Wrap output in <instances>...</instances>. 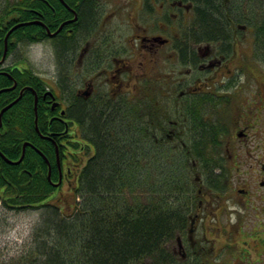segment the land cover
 Wrapping results in <instances>:
<instances>
[{
    "label": "trees",
    "instance_id": "1",
    "mask_svg": "<svg viewBox=\"0 0 264 264\" xmlns=\"http://www.w3.org/2000/svg\"><path fill=\"white\" fill-rule=\"evenodd\" d=\"M50 1L58 23L71 16L60 1ZM65 1L74 6L73 0ZM182 1L192 2L193 20L190 26L182 28L180 35L195 42H221L218 47L221 52L232 47L233 36L246 28L252 31L255 59L264 63V0ZM42 4L41 0H15L0 10V56L9 28L22 21H43L42 16H35L32 11H40ZM88 11L86 8L81 11L80 26L87 23ZM57 25L49 24L52 29ZM45 36L40 24L18 26L8 37L7 51L12 52L18 42H39ZM68 37L72 39L64 36L54 44L59 67L73 51ZM13 73L18 80L17 87L0 93V107L15 99L16 89L23 83L35 85L40 80L27 68ZM25 75L28 77L21 80ZM11 83L7 76L0 74V89ZM25 94L3 114L0 151L16 160L21 155L23 142L31 145L26 146L17 164L7 163L0 156V198L7 207L50 204L56 187L47 178L45 159L32 145L50 161V176L55 181L58 179L56 143L59 157L66 158L71 165L67 172L74 181L75 200L70 211H60L52 205L51 215L33 230L37 258L27 260L24 256L3 264H204L179 263L168 245L178 234L185 233L190 208L196 205L197 197L206 190L216 196L224 188V176L215 170L227 162L218 145L222 137L218 126L226 131V124L197 120L206 115L205 110L209 112L203 101L192 102L191 119L183 120L188 133L186 141L190 139L188 147L193 148L186 154L177 152L161 134L156 136L151 125L141 127L136 93L116 115H96L82 106L81 140H67L65 132L60 137L64 127L56 123L43 125L38 120L40 132H37L33 98L30 91ZM72 115L70 108L68 116ZM63 140L69 143V148ZM194 149L198 152L193 153ZM67 150L70 158L66 157ZM200 180L206 182L203 187Z\"/></svg>",
    "mask_w": 264,
    "mask_h": 264
},
{
    "label": "flooded vegetation",
    "instance_id": "2",
    "mask_svg": "<svg viewBox=\"0 0 264 264\" xmlns=\"http://www.w3.org/2000/svg\"><path fill=\"white\" fill-rule=\"evenodd\" d=\"M42 7L40 11L32 9L35 16L40 15L43 17V26L46 36L41 42L51 43L54 48V44L58 43L64 36H73V51L70 53V58L68 59L69 66H78L81 61V65L89 68L90 74H92L91 79H86L82 84L80 80L78 82L72 83L71 95H64V92L69 85L62 83L61 74L56 76L57 86L50 83L46 78H40L35 85L28 84L25 80L23 85L16 89L15 97L19 96V99L23 97L26 91H30L33 98V105L35 98L37 99L36 104V116L41 124L45 125L48 123H56L57 125H63L64 130L60 133L62 137L68 134V130H74V134L81 139V133L83 131L80 118V111L83 107L87 106L96 115L108 113L112 115L118 114L127 105V95L128 88L125 86L123 76H127L129 67L127 60L118 57L116 55H121L126 53L127 47L122 43H118L114 40L115 34L107 41L106 35L99 36V32L103 31L101 28L96 29V25L101 18V8L103 4L100 0H73L74 6L68 9L71 12V16L66 19L57 22L55 7L50 0H41ZM55 1V0H54ZM62 3L61 0H58ZM166 2L169 6H165ZM109 7L113 9V14L107 19V22L113 16H117L118 12H124V19L129 21L131 24L132 34L130 35L128 41L130 43H135L136 51V63L135 70L133 71L131 67V73L134 72L133 78L135 79L134 90L137 94V117L138 121L143 125H151L154 134L158 136L167 138L170 143L175 147V150L179 153L190 154L192 147H188L190 144V139L186 141V125H184L183 120L191 119V104L192 102H204V107L209 108L205 110L203 118H197V120H203L204 122H211L215 124H226V131L224 127L218 126L222 137L219 139L218 145L220 146L219 151L223 157L227 156V162L232 167V164L242 165L243 156L249 155L251 150L250 145L246 142L249 138L254 136V132L263 133L264 126L257 129L256 127L259 122L254 121V117L251 116L253 112L252 109L250 113L246 110L245 113H249L248 119L240 117V115L235 116L233 114L232 105L236 108H244L245 103L249 101L244 91L242 92V87L238 84L232 88L233 83L236 84L237 81V70L239 73L247 77L251 74V60L250 54L242 50L243 48L251 50V42L246 39L245 41H238L235 39V44L233 46V52L231 51V46L229 49L221 52L218 49L219 45L215 48L221 54V58L215 60L214 63L209 62L206 65L200 63L198 60V53L195 50L194 45L196 43L190 38H185L183 35H176L175 32H168L167 25L171 22L170 15L163 12L164 10H190L192 4L188 1L182 0H111L109 2ZM63 4V3H62ZM64 5V4H63ZM89 9L88 11V21L87 27L80 26V13L83 9ZM162 13V25H159V15ZM73 16L77 19L74 22H66L58 33L50 34L47 32L46 28L52 33L60 25L61 22L67 21ZM105 17V16H104ZM103 17V18H104ZM172 19H175V14L172 15ZM105 19V18H104ZM50 25L55 26L54 29L50 28ZM83 25V24H82ZM163 26V33L160 29ZM83 29L88 32V36L92 38L100 37L102 38L99 44L96 41L93 42L92 46H84L83 52L79 50V37L78 34L81 33L79 30ZM75 36V37H74ZM87 36V37H88ZM89 41V40H88ZM127 41V39H126ZM127 41V42H128ZM23 42H18V44ZM110 43L109 49L106 48L107 44ZM106 45V46H105ZM104 46V48L102 47ZM235 46L238 52L237 56H234ZM17 47V45H16ZM112 51H111V50ZM54 51L55 48H54ZM78 52V55H77ZM12 52H8L3 60L0 56V74L7 76L11 80V85L15 86L11 89H15L18 84V80L13 73L14 70L24 69L25 66L14 64L13 62H8L7 58ZM77 55V56H76ZM247 56V57H243ZM194 57V58H193ZM212 63V64H211ZM246 64V65H245ZM186 66L185 74L188 77L176 79V75L173 76L171 73H162L165 66L168 67V71H172L174 74L176 72V67ZM76 66V67H77ZM234 67V70L231 69ZM72 67V68H73ZM203 68H207L212 72L210 77L205 76L201 78V75L197 72ZM220 78H213L215 75H219ZM195 75V77H193ZM28 75L23 76L26 79ZM78 77V76H77ZM221 77L230 78L228 83L222 82ZM198 81L193 84L192 81ZM82 80V79H81ZM83 81V80H82ZM99 82L101 84H99ZM10 86V85H9ZM101 86V87H100ZM102 86H105L102 90ZM7 88V87H6ZM231 88L230 91L228 89ZM6 89V90H11ZM4 90V91H6ZM3 92V91H2ZM15 92V91H14ZM26 95V94H25ZM226 97L228 99H226ZM39 105V107H38ZM5 106V105H4ZM83 106V107H82ZM3 106L0 107V128L2 126V117L4 112H1ZM72 109V117L68 116V110ZM188 109V110H186ZM33 113L35 117V111L33 108ZM218 113V115H217ZM152 117V118H151ZM258 120L261 117H257ZM158 123H162L163 126H158ZM37 131V130H36ZM38 132V131H37ZM148 133V131H146ZM65 145V144H64ZM253 152H258L264 154V141H258L254 144ZM193 153L198 152L196 149L192 151ZM226 155V156H225ZM67 158H70L66 154ZM254 161V159H252ZM232 164H231V163ZM65 164V165H64ZM64 165V166H63ZM263 165V163H262ZM55 166L57 169L58 179L60 178L61 183L69 182L71 177L69 172H67L71 165L68 163L66 158L58 162L56 157ZM220 170H215V173L224 176L228 174V170L222 166H219ZM236 168V166H233ZM259 166L258 162L255 161L250 163L249 168L243 173L238 174L237 178L234 179L233 176L230 178H225L224 185L234 187L235 193L238 194V198L228 197L224 199L221 193L215 196L210 190H206L201 195L200 200L196 206V210L193 214L189 215L190 222L186 233L179 236L178 241V253H180L183 259L186 258L185 263H231L237 259L248 260L250 258V246L244 242L243 239L236 245L238 249H234V245L231 246L229 243H225L221 246L216 247L215 256L217 257L216 262L213 260L214 255L213 248L214 245L211 244L209 247L202 245V241L205 239L210 241L207 234L217 232H222L226 227L223 225V221L220 218L222 216L221 211L223 207L220 202L215 205V209L219 210V215L209 214V209L211 208L212 199H224V201L231 198L235 204L238 206L243 205L246 207L249 203L256 202V200L263 201L261 206H264V178L257 179V174L259 177L264 175V170L257 169ZM232 169V168H231ZM198 178L196 177V180ZM202 187L204 186L203 180H200ZM263 183V184H261ZM223 191V190H222ZM205 199V203H204ZM208 204V205H205ZM253 209H260L259 206H254ZM237 213V212H236ZM264 215L263 212L256 213L254 216L259 218ZM223 217V216H222ZM211 218L213 223L207 225V221L203 222L204 219ZM239 218L235 219V223H228L229 230L227 239L235 238V229L231 230V226L238 222ZM200 226L203 232V238L199 240L195 239L193 233L198 230ZM264 229V225L262 227ZM255 239L259 241L258 245L263 246L264 253V236H255ZM206 247V248H205ZM261 255L259 252L258 256ZM200 258L199 261L197 259Z\"/></svg>",
    "mask_w": 264,
    "mask_h": 264
},
{
    "label": "rangeland",
    "instance_id": "3",
    "mask_svg": "<svg viewBox=\"0 0 264 264\" xmlns=\"http://www.w3.org/2000/svg\"><path fill=\"white\" fill-rule=\"evenodd\" d=\"M15 0H0V10L5 6L9 5V3L14 2ZM116 1V0H114ZM111 0H100V3L103 4V7L101 8L100 14L101 18L99 22L96 25V29L101 28L103 31L99 32V36L101 35H106L107 36V41L112 37L113 34H115L114 40H116L118 43L124 44L125 47H127V51L124 54L121 55H116L118 57H122L127 60L128 65L131 63V67L133 71L135 70V63H136V49H135V43H130V40L128 41L130 35L132 34L131 30V24L129 21L124 19V12L123 10L118 12L117 16H113L109 21L107 22V19L113 14V9L109 7ZM165 6H169V4L166 2L164 4ZM163 12L167 13L170 15V23L167 25V31L168 32H175L178 33V20H180L181 25H187L189 23V26L192 23L193 20V14L191 10H164ZM175 14V19H172V15ZM105 16V17H104ZM105 19H104V18ZM162 13L159 15V25H162ZM241 26V25H239ZM84 27V26H83ZM85 27H87V23H85ZM160 29L161 33H163V26ZM240 29V28H239ZM81 33L78 34L79 37V51L82 53L84 46L88 45L92 46L93 42L96 41V44H99L100 40L102 38L96 37L92 38L91 36H88V32L83 29L79 30ZM88 36V37H87ZM233 37L236 38L238 41H245L246 39H250V41H253V35L252 31L248 30L246 28H243L242 30L240 29L239 32H237ZM127 39V41H126ZM89 40V41H88ZM103 40V39H102ZM113 40V38H111ZM86 44V45H85ZM221 44V42H206L203 41L202 43H194L196 52L198 53L199 62L203 63L205 65L204 68H206V65L209 62L214 63L215 60L221 58V54L216 49L215 47ZM51 43H48L46 41L44 42H35V43H30V44H17V47L12 51L11 55L9 58H7L8 62H15L14 64H19L22 66H25V68H30L32 72L40 75L41 77L46 78L50 83L53 85H57V80L56 76L59 74H62L64 70V73L61 77V81L63 84L67 86L64 95H71L72 90L74 91L75 88L72 89V83L78 82L80 80V84L86 81V79H91L92 74L89 72V68L85 67L84 65H81V61L79 62V65L73 67L72 65L69 67V70L64 69V65H68V61L64 59L65 63H62V66H58L59 61L56 58V53L54 51V48L51 46ZM110 43L107 44L106 48L109 49ZM87 47V46H86ZM104 48V46H102ZM111 50V49H110ZM112 51V50H111ZM78 55V52H77ZM76 55V56H77ZM252 59L255 62V71L251 74H249L250 77L243 76V74L239 73L237 70V81L236 84L233 83L232 88L235 85H239L242 87V92L246 93L247 97L252 101L253 99L255 101H248L245 103L244 108H236L234 104L232 105L233 107V114L235 116L240 115V117H243L245 119L250 118L249 113H250V105L252 107V110L256 109L257 114H259L262 119L264 120V63H260V61L255 59V56L252 54ZM63 62V60L61 59ZM211 63V64H212ZM65 65V67H66ZM70 65V64H69ZM77 66V67H76ZM73 67V68H72ZM131 67H129V70L127 72V76H123V79L125 82V86L128 88L129 95L133 99L135 96L134 94L136 93L134 89L135 86V79L133 78V73H131ZM67 68V67H66ZM185 69L186 66L180 67L177 65L176 67V72L178 74H174L172 71H168V67L165 66L163 69L162 73H171L173 76L176 75V79L179 81L180 79H183L185 77H188L185 74ZM231 69L234 70V67L231 66ZM213 71H210L208 68L207 70H203L201 68L199 73L201 75V78H204L205 76L210 77L212 75ZM58 73V75H57ZM78 76V77H77ZM195 77V75H193ZM213 78H220L219 75H215ZM83 81H82V80ZM222 82L228 83L230 78H225L221 77ZM193 84H196L198 81L194 79L192 81ZM99 84H101L99 82ZM101 87V86H100ZM105 86H102V88ZM103 88L102 90H104ZM231 88L228 89L230 91ZM226 99H228L226 97ZM263 108V109H262ZM262 109V110H261ZM246 110H248L247 113ZM259 112V113H258ZM218 115V113H217ZM252 116H255V112L251 113ZM254 121H256V118H254ZM263 126L261 125L259 128H262ZM263 133L259 132H254V136L252 138H249L246 142L249 143L250 147L249 149L251 150V153L249 155L243 156V161L242 165L238 164H232V166H236V169L234 168L231 170V172H228V175L233 176L234 179L237 178L238 174L243 173V171H246L247 168H249L250 163L255 161L258 162L259 166L264 163V154H260L258 152H253V148H255L254 144H257L258 141H264V130H262ZM254 159V161L252 160ZM230 167V165H228ZM233 168V167H232ZM78 170V169H77ZM238 174H237V173ZM228 176V178H230ZM264 178V175L259 177L257 174V179ZM74 184V181L72 182H64L63 185L58 189L57 191L54 192L53 196L50 198L49 203L47 206L43 205L42 207H31V206H26V207H7L6 205L3 204L1 198H0V264L3 263H10L12 261H15L16 259L20 257H24L29 260L32 259L34 260L37 258L36 252L34 251L35 246V238L33 234V230L35 229L36 226H40L39 223H41L42 220L47 219V215H51V212L53 211V206L55 205L60 209V211H63L62 209H65L67 211H70L71 209L69 208L70 206L74 205V190L72 191V185ZM221 196L224 197V199L228 197H235L238 198V194L235 193L234 187L232 186H227L226 188L224 187V190L221 191ZM224 199H212V204L211 208L209 211V214H217L219 215V210L215 209V205L220 202L223 210L221 211L222 216L220 218L223 221V225L226 227L225 230H222V232H217L214 235L212 233H208V236L210 238V241L203 240L201 243L202 245H205L206 247H209V245L213 244L214 245V252H216V247L223 245L225 243H229L234 245V249H238L236 245L243 239L245 238V241L247 245L250 246V258L248 260H242L239 259V261H232L231 263H204V264H264V253L259 256V252H263V249L261 246L258 245L259 241L255 239V233H260L261 236L264 234L262 231H257L258 227L261 225H264V217L263 219H258L255 218V210L253 209L252 206H247V208H244L243 205L238 206L237 204L234 203V201L229 198L228 200L224 201ZM263 201L261 200H256L254 205H257L260 207L258 209L259 212L264 213V206H260ZM208 205V204H205ZM235 211H239L240 220L236 224H233L231 226V230L235 229V238L233 237L231 241L227 239L228 236V228L229 224L228 223H235V219L237 218L238 213ZM235 212V213H234ZM207 221V225L209 223H213V220L211 218H206L204 219L203 222ZM242 221V222H241ZM261 222V224H260ZM248 233V234H247ZM193 235L195 236L194 238L199 240L201 237L203 238V232L200 228L198 227V230H196ZM42 238L45 239V236ZM252 239V240H251ZM255 239V240H254ZM49 239L47 238V241ZM177 241H171L168 243L170 245V249L172 252L176 255L179 256L178 253V243ZM239 245V244H238ZM205 247V248H206ZM181 257V256H180ZM32 263V262H30Z\"/></svg>",
    "mask_w": 264,
    "mask_h": 264
},
{
    "label": "water",
    "instance_id": "4",
    "mask_svg": "<svg viewBox=\"0 0 264 264\" xmlns=\"http://www.w3.org/2000/svg\"><path fill=\"white\" fill-rule=\"evenodd\" d=\"M75 19H76V16L73 17L70 21H73V20H75ZM24 23H39V24H42L40 21H36V20H34V21H28V22H22V23H18V24H16V25L13 26V27L7 32V34L5 35V38H4V43H5V45H6V43H7V37H8V35H9V33H10L15 27H17V26H19V25H21V24H24ZM62 26H63V24H61L55 32L59 31V30L61 29ZM47 31L49 32V30H47ZM5 52H6V51H4V55H5ZM4 55H3V57H4ZM16 100H17V99H15V100H13L11 103L7 104V105L1 110V112L4 111L6 108L10 107L14 102H16ZM35 103H36V99H35ZM25 144H26V143L23 144L22 155H21V157H20L17 161H12V160L6 158L3 154H1V155H2V156L4 157V159H5L7 162H9V163H18V162L21 161V159H22V157H23ZM37 151H39V150H37ZM39 152H40V151H39ZM40 153H41V152H40ZM41 155H43V154L41 153ZM43 156H44V155H43ZM44 157H45V156H44Z\"/></svg>",
    "mask_w": 264,
    "mask_h": 264
},
{
    "label": "bare ground",
    "instance_id": "5",
    "mask_svg": "<svg viewBox=\"0 0 264 264\" xmlns=\"http://www.w3.org/2000/svg\"><path fill=\"white\" fill-rule=\"evenodd\" d=\"M69 70V65L67 66V71Z\"/></svg>",
    "mask_w": 264,
    "mask_h": 264
}]
</instances>
